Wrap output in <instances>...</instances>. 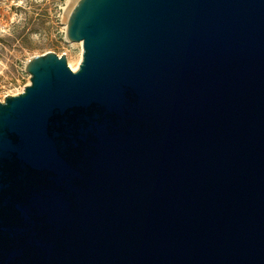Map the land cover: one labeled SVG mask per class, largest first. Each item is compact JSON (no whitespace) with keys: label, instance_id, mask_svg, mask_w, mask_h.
I'll use <instances>...</instances> for the list:
<instances>
[{"label":"water","instance_id":"95a60500","mask_svg":"<svg viewBox=\"0 0 264 264\" xmlns=\"http://www.w3.org/2000/svg\"><path fill=\"white\" fill-rule=\"evenodd\" d=\"M66 39L0 101V264H264V0H77Z\"/></svg>","mask_w":264,"mask_h":264},{"label":"rangeland","instance_id":"374dc122","mask_svg":"<svg viewBox=\"0 0 264 264\" xmlns=\"http://www.w3.org/2000/svg\"><path fill=\"white\" fill-rule=\"evenodd\" d=\"M73 1L0 0V101L29 84L25 65L35 56L64 54L68 66L78 69L82 45L66 39Z\"/></svg>","mask_w":264,"mask_h":264},{"label":"bare ground","instance_id":"6f19581e","mask_svg":"<svg viewBox=\"0 0 264 264\" xmlns=\"http://www.w3.org/2000/svg\"><path fill=\"white\" fill-rule=\"evenodd\" d=\"M75 3H76V0L73 1V4L70 6V9H69V12H68V13H70V11H71V9L73 8V6H74ZM79 44L82 45V42H79ZM71 69H72V70H75L76 68H74L73 66H71Z\"/></svg>","mask_w":264,"mask_h":264}]
</instances>
